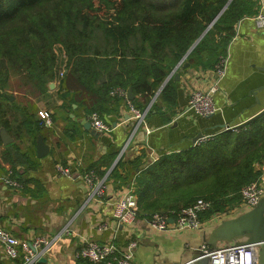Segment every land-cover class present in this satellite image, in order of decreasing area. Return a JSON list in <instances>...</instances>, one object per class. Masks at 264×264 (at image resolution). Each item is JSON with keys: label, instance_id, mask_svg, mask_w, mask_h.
I'll return each instance as SVG.
<instances>
[{"label": "trees", "instance_id": "1", "mask_svg": "<svg viewBox=\"0 0 264 264\" xmlns=\"http://www.w3.org/2000/svg\"><path fill=\"white\" fill-rule=\"evenodd\" d=\"M229 1L0 0V130L6 129L15 139L1 152L0 161L9 170L0 166V176L12 171L20 190L36 197L38 192L28 189L25 176L40 167L36 145L46 127L38 115V99L57 79L59 53L67 59V72L59 78L57 91L58 98L66 99L64 106L71 107V91L85 90L99 104L128 105L118 92L131 88L136 97L131 105L145 112L182 60V65L208 71L228 56L238 23L258 13V0ZM178 85L169 80L149 115L156 112L164 117L166 108L170 116L175 115ZM87 112L98 113L109 125L115 120L105 118L99 106ZM141 160L119 161L111 173L116 188L134 181L138 223L150 220L154 213L174 219L198 200L212 205L199 215L205 222L236 210L242 188L259 179L264 164V115L241 129L212 131L208 139L165 152L147 166ZM119 167H127L125 175ZM84 170L106 176L98 164ZM77 264L88 262L80 259Z\"/></svg>", "mask_w": 264, "mask_h": 264}, {"label": "crops", "instance_id": "2", "mask_svg": "<svg viewBox=\"0 0 264 264\" xmlns=\"http://www.w3.org/2000/svg\"><path fill=\"white\" fill-rule=\"evenodd\" d=\"M261 6V1L258 0V13ZM228 52L226 73L220 83V91L214 98L218 111L209 119L187 109L190 90L195 87H209L214 72L194 69L190 64L188 68L183 69L180 67L183 60L156 94L157 97L170 79L178 82L175 107L177 112L170 116L169 109L166 108L163 110L164 117L156 112L149 115V110L156 100L154 97L155 100H152L145 110V122L142 124L128 117V105L118 106L112 102L99 104L94 94L90 95L87 90L77 94L71 91L74 95L73 100L69 102L71 107L64 106L66 99L63 101L58 98L57 76L58 80L52 82L53 88L50 83L49 92L45 97L38 99L39 111L47 110L54 117L53 126L47 127L43 136L39 137L50 150L44 157L37 156L40 159V167L36 171L28 174L24 170L21 171L29 181L28 189L38 193L36 197H31L30 193L1 185L0 227L19 239L38 234L62 235L53 247L54 264H75L73 254L78 247L80 234L91 233V238L99 243L113 241L120 247H125L134 237L133 231L113 219L110 206L115 195L122 192L127 184L116 188L117 185L111 178V173L119 161L133 162L141 157V165L147 166L165 152L184 150L204 140L202 138L194 142L198 135L207 139L212 131L236 127L264 109V89L258 90L264 85V31L258 27L254 17L238 23L236 36ZM58 59L59 71L67 72L65 54L59 53ZM175 74L180 75L179 80L174 79ZM96 106L106 114L105 118L112 121L115 119L111 125L113 130L107 134H100L93 128L88 129L83 124V121H88V109ZM13 140L11 144L15 142L14 138ZM9 145H0V155ZM22 147L26 149L25 146ZM92 164H98L100 171L105 172L107 187L104 197L92 196L82 180H73L57 171V165H66L80 168L79 171L84 172V169ZM0 166L9 170V166L2 161ZM126 168L119 167V172L125 175L128 171ZM134 172L131 169L132 176ZM241 209L244 208L240 207L236 211ZM223 215H216L201 222L202 226L198 231L158 232L152 230L145 222H139L142 242L135 257V264H173L182 261L189 251L193 253L197 248L194 246L199 243L204 229L208 230V235L212 234L214 228L218 229L220 224L217 219ZM99 222L107 223L111 227L109 231L100 233L93 229ZM65 229L70 231L69 234H64ZM217 243L220 245L224 242ZM5 259L0 248V261Z\"/></svg>", "mask_w": 264, "mask_h": 264}, {"label": "built area", "instance_id": "3", "mask_svg": "<svg viewBox=\"0 0 264 264\" xmlns=\"http://www.w3.org/2000/svg\"><path fill=\"white\" fill-rule=\"evenodd\" d=\"M261 1V10L254 17L258 27L264 31V0ZM228 58H222L216 69L213 70V76L209 87L192 88L190 90L189 105L187 111L194 112L196 115L207 118L215 115L218 107L215 105L214 98L220 91V83L225 76ZM64 76V71H59V78ZM118 94L124 96L128 102L130 118L142 124L145 122L146 112L133 107L127 99V92L119 91ZM44 127H52L54 120L51 112L40 110L38 113ZM93 130L100 134H107L113 130V127L107 124L98 113H92L88 117ZM261 175L258 180L251 182L241 190V203L238 208L254 207L261 196L264 195V164L260 167ZM57 171L73 180H82L89 188L92 196L104 197L107 187L106 177H99L93 170L81 172L73 171L70 167L57 165ZM6 185L14 190L22 189L20 182L12 178V171L0 176V186ZM115 195L110 203L112 208V217L120 225L130 228L133 235L141 234L138 226V196L134 192V181L131 185ZM211 203L198 200L188 208L182 209L173 219L165 213H154L150 220L143 221L148 226L158 232L169 231H187L200 229L202 226L199 218L200 213L211 208ZM237 208V209H238ZM173 219V222L171 220ZM111 227L105 222L97 223L93 229L100 233L109 231ZM65 229L64 234H69ZM92 234L78 235V247L73 254L74 263L81 259L88 264H135L134 249L138 245L135 237L129 240L125 247H120L113 241L99 243L93 240ZM60 236H50L38 234L26 237L25 239L17 238L13 233L5 228L0 227V248L10 264L20 259L21 264H54L52 260L53 247L61 239ZM205 249V247L203 248ZM258 246L249 244L246 246H231L221 248L210 254L214 264H258ZM46 259V262H42ZM0 264H2L0 262Z\"/></svg>", "mask_w": 264, "mask_h": 264}, {"label": "water", "instance_id": "4", "mask_svg": "<svg viewBox=\"0 0 264 264\" xmlns=\"http://www.w3.org/2000/svg\"><path fill=\"white\" fill-rule=\"evenodd\" d=\"M231 0L228 4H230ZM228 4L225 8L219 13L216 17L219 18L224 10L227 8ZM215 19V20H216ZM181 64V63H180ZM179 64V65H180ZM189 67V63H184L182 65L183 69ZM175 80L180 79L179 74H175ZM53 83L50 84V87L53 88ZM264 89V85L260 87L258 90L261 91ZM257 90V91H258ZM10 99H14L13 96L7 95ZM135 95L131 88L127 91V99L129 101H133ZM156 98V96H155ZM155 100V99H154ZM153 100V101H154ZM264 115V109L259 113L248 119L247 121L237 125L234 128L241 129L246 127L253 120L260 118ZM130 117V116H128ZM85 127L88 129H92L91 123L88 121H83ZM0 137L2 143L4 145L11 144L14 140L10 137L6 129L2 128L0 130ZM204 138L203 135H198L194 142H198ZM49 146L45 143L42 138H39L37 141V156L39 158L44 157L49 152ZM219 221V227L214 228L212 234H207L208 230L204 229L203 236L201 237L199 243L194 246L197 247L193 253L191 251L188 252V256H186L182 261H176L173 264H214L212 258L210 256L211 253L221 249L222 247H231V246H246L249 244H256L258 246V264H264V195L261 196L259 201L254 207L244 208L241 210H235L232 213L224 214L223 216L217 219ZM173 222V219L171 220ZM190 231V230H189ZM198 231V229L194 230ZM134 237L138 241L137 247L134 249L135 256L137 255L138 248L141 245L142 235L134 234ZM218 241L224 242L223 244L218 245ZM205 247V249H203ZM42 262H46V259H42Z\"/></svg>", "mask_w": 264, "mask_h": 264}, {"label": "rangeland", "instance_id": "5", "mask_svg": "<svg viewBox=\"0 0 264 264\" xmlns=\"http://www.w3.org/2000/svg\"><path fill=\"white\" fill-rule=\"evenodd\" d=\"M18 90V89H17ZM22 90H19L18 91V99L20 100V99H22V96L21 95H19V94H21V93H23V92H21ZM225 129H235L234 127H226ZM207 137H210V136H207ZM206 137L204 136V140H206L205 139ZM208 139V138H207Z\"/></svg>", "mask_w": 264, "mask_h": 264}]
</instances>
